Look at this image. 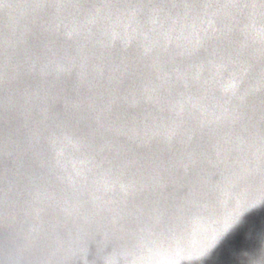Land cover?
Returning a JSON list of instances; mask_svg holds the SVG:
<instances>
[{
	"label": "water",
	"instance_id": "water-1",
	"mask_svg": "<svg viewBox=\"0 0 264 264\" xmlns=\"http://www.w3.org/2000/svg\"><path fill=\"white\" fill-rule=\"evenodd\" d=\"M0 264H264V0H0Z\"/></svg>",
	"mask_w": 264,
	"mask_h": 264
}]
</instances>
